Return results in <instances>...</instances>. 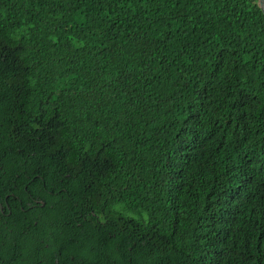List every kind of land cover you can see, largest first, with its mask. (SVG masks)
<instances>
[{
	"label": "trees",
	"instance_id": "1",
	"mask_svg": "<svg viewBox=\"0 0 264 264\" xmlns=\"http://www.w3.org/2000/svg\"><path fill=\"white\" fill-rule=\"evenodd\" d=\"M0 264H264L259 0H0Z\"/></svg>",
	"mask_w": 264,
	"mask_h": 264
},
{
	"label": "water",
	"instance_id": "2",
	"mask_svg": "<svg viewBox=\"0 0 264 264\" xmlns=\"http://www.w3.org/2000/svg\"><path fill=\"white\" fill-rule=\"evenodd\" d=\"M259 6L264 14V0H259Z\"/></svg>",
	"mask_w": 264,
	"mask_h": 264
}]
</instances>
